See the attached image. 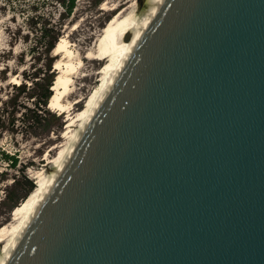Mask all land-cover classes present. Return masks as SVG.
<instances>
[{"label": "water", "instance_id": "1", "mask_svg": "<svg viewBox=\"0 0 264 264\" xmlns=\"http://www.w3.org/2000/svg\"><path fill=\"white\" fill-rule=\"evenodd\" d=\"M0 264H264V0H147Z\"/></svg>", "mask_w": 264, "mask_h": 264}, {"label": "rangeland", "instance_id": "2", "mask_svg": "<svg viewBox=\"0 0 264 264\" xmlns=\"http://www.w3.org/2000/svg\"><path fill=\"white\" fill-rule=\"evenodd\" d=\"M142 1L77 0L73 13L66 17L56 1L0 0V230L11 223L13 211L25 200L30 183L36 187L38 175L48 173L51 165L47 154L58 146L50 157L58 155L70 126L67 113L51 109V97L48 105L42 104L47 98V85L50 81L53 85L58 77L56 63L64 55L54 49L46 54L32 32L44 27L61 28L58 41L65 38L74 53L72 63L78 65L75 75H70V90L61 101L67 107L82 99L75 109L79 111L101 82L106 58L90 60L89 53L98 51L103 28L119 9L134 3L140 7ZM15 78L25 88L17 89L20 84L11 83ZM52 85L49 90L53 94ZM6 155L17 159L15 166L5 160ZM2 247L4 243H0V250Z\"/></svg>", "mask_w": 264, "mask_h": 264}, {"label": "bare ground", "instance_id": "3", "mask_svg": "<svg viewBox=\"0 0 264 264\" xmlns=\"http://www.w3.org/2000/svg\"><path fill=\"white\" fill-rule=\"evenodd\" d=\"M115 1V0H110ZM147 0H143L138 7L137 3L133 6H129L126 9L121 8L115 14L113 19L105 26L100 37V44L97 52H90V60H101L106 58V62L103 64L101 71L102 78L101 82L92 92L90 99L88 100L84 109L75 111L76 106L81 104L82 99L76 100L73 104L65 107L62 103V98L69 92L70 85L73 80L70 75L77 72V66L72 63V57L74 55L73 50L70 48L69 43L65 38H61L54 50L57 54H62L64 57L61 61L56 63V71L58 70V77L52 85V97L50 100L51 109H59L62 113H67L68 122L70 126L67 128L64 139L65 143L61 144L60 152L53 159L50 157L51 152L55 151L58 146H54L50 152L47 154V160L51 165L48 173L42 172L38 175V182L35 189L29 194V196L18 205L12 215V221L9 224L4 225L0 230V243H4V247L0 250V262L2 258L7 255L9 247L13 244L14 240L22 230L25 222L32 213L36 203L39 201L42 193L44 192L48 179L50 178V173L52 169L60 163L63 159L67 149L69 148L72 140L78 128L82 125L84 119L92 110L97 99L103 93L106 84L112 74V72L117 68L122 55L125 53L127 46L129 44L130 37L135 29L137 21L139 19L140 13ZM110 2H107L108 6ZM120 4H118L119 6ZM118 6L108 9V12L115 10ZM76 26V25H75ZM74 26V27H75ZM16 76V75H15ZM12 84L19 85L17 78L12 79Z\"/></svg>", "mask_w": 264, "mask_h": 264}, {"label": "trees", "instance_id": "4", "mask_svg": "<svg viewBox=\"0 0 264 264\" xmlns=\"http://www.w3.org/2000/svg\"><path fill=\"white\" fill-rule=\"evenodd\" d=\"M51 1L52 2L56 1L57 4H59V7L63 8V10L65 12L64 15L66 17H69L73 13V11L76 7V2H77V0H51ZM60 19H61V13H60ZM32 33L35 34V36H36L37 44H40L41 48L44 49V52L46 54L50 55V53L55 48V45L58 42V39L61 36V28L60 27H44V28L40 29V31L36 30L35 32H32ZM52 82L53 81H50V83L46 87V91L48 93H47L46 101H44L42 103L44 106L48 105V103H49L48 99H50V97H52V93L49 90L51 85H52ZM16 88L22 90L23 88H25V85L23 83H21ZM48 113H50V112L48 111ZM5 160L9 161L12 166H15L17 163V159H15L14 157H10L8 155L5 156ZM34 189H35V186L33 185V183H30V187H29V189H28V191L25 194V197L23 199H26Z\"/></svg>", "mask_w": 264, "mask_h": 264}]
</instances>
